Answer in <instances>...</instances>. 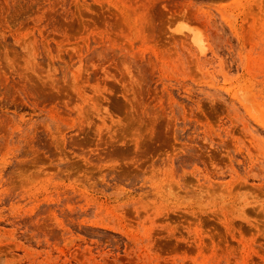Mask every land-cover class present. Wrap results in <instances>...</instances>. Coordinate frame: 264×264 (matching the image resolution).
Masks as SVG:
<instances>
[{"label": "rangeland", "instance_id": "374dc122", "mask_svg": "<svg viewBox=\"0 0 264 264\" xmlns=\"http://www.w3.org/2000/svg\"><path fill=\"white\" fill-rule=\"evenodd\" d=\"M0 264H264V0H0Z\"/></svg>", "mask_w": 264, "mask_h": 264}, {"label": "bare ground", "instance_id": "6f19581e", "mask_svg": "<svg viewBox=\"0 0 264 264\" xmlns=\"http://www.w3.org/2000/svg\"><path fill=\"white\" fill-rule=\"evenodd\" d=\"M200 44V43H199ZM203 45V44H202ZM62 61V60H61ZM66 73V72H65ZM65 106V105H64ZM91 112V111H90ZM88 115V114H87ZM84 130V129H83ZM84 133V132H83Z\"/></svg>", "mask_w": 264, "mask_h": 264}]
</instances>
